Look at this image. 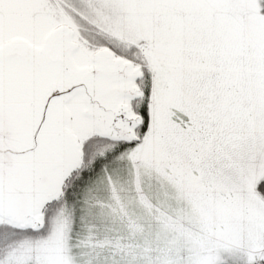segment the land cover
Returning <instances> with one entry per match:
<instances>
[{
	"label": "snow or ice",
	"instance_id": "6c2138e0",
	"mask_svg": "<svg viewBox=\"0 0 264 264\" xmlns=\"http://www.w3.org/2000/svg\"><path fill=\"white\" fill-rule=\"evenodd\" d=\"M0 264H264V0H0Z\"/></svg>",
	"mask_w": 264,
	"mask_h": 264
}]
</instances>
